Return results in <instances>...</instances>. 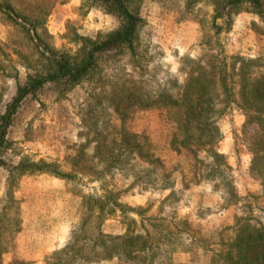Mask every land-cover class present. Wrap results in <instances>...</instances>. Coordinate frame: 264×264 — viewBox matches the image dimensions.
I'll return each mask as SVG.
<instances>
[{
  "label": "rangeland",
  "instance_id": "1",
  "mask_svg": "<svg viewBox=\"0 0 264 264\" xmlns=\"http://www.w3.org/2000/svg\"><path fill=\"white\" fill-rule=\"evenodd\" d=\"M0 2L36 24L33 29L13 13L0 12V115L17 87L44 70L42 56L48 57L49 50L75 54L82 47L80 37L95 39L119 25L98 0ZM129 9L143 21L135 56L123 50L100 61L90 80L70 90L47 84L27 96L12 117L0 155V264H48L71 245L84 248L82 255L91 258L96 226L106 235L130 232L155 239L157 233L174 234L180 221L186 224L184 249L171 255L172 263L209 264L233 238L238 218L264 221V191L250 171L247 139L252 129L244 130L245 116L235 104L216 122V151L229 170L212 177L215 165L206 153L195 156L172 147L180 126L168 110L129 102L115 110L112 103L113 90L122 85L176 94L197 64L205 68L209 58L226 63L234 57L264 59L263 18L243 6L215 19L212 0H134ZM128 134L161 161L171 176L169 188L136 185L122 192L131 176L106 171L102 156L107 158L109 150L116 156ZM97 144L103 148L99 156ZM41 162L70 177L19 170L22 164ZM134 164L148 167L139 159ZM110 190L121 194L115 203L106 202L99 224L79 233L81 220L87 218L84 198L107 201ZM71 252L64 264H125L117 259L86 262ZM263 258L262 248L250 255L254 262Z\"/></svg>",
  "mask_w": 264,
  "mask_h": 264
},
{
  "label": "trees",
  "instance_id": "2",
  "mask_svg": "<svg viewBox=\"0 0 264 264\" xmlns=\"http://www.w3.org/2000/svg\"><path fill=\"white\" fill-rule=\"evenodd\" d=\"M98 1L107 14L119 20L118 27L97 35L95 39L80 37L82 47L75 54H58L48 49L49 56H42L46 65L44 70L28 76L26 82L17 87L15 96L6 106L5 112L0 115V155L11 119L27 96L34 94L47 84L70 90L85 80H90L100 61L118 57L123 50L135 56L143 21L129 9V5L134 0ZM212 1L216 6L215 19L224 15L230 16L231 12L248 6L264 21V0ZM0 12L9 17H11L10 13H13L23 23L33 29L36 27L32 20L16 12L9 3L0 2ZM22 29L29 34L25 27ZM206 65L207 67L202 68L200 64H197L195 72L188 76L184 84L177 89L176 94L170 91L167 93L163 88L157 89L152 94L151 91H143L141 88L117 86L112 93L115 110H118L119 105L128 102L142 107L158 106L168 110L174 122L180 126L179 133L174 135L171 142L172 147L184 148L195 156L199 152L206 153L215 165L210 176L213 177L216 174L220 177L223 173L222 169L229 170V166L224 156L216 151V144L220 137L216 122L230 104H235L245 116L244 130L252 129L247 139L248 151L252 155L250 171L258 177L264 191V59L250 60L234 57L226 63L224 59L209 58ZM119 146L116 156L113 150H109L104 153L107 158L105 156L102 158L108 173L121 174L125 178L131 176L129 187L122 192H128L136 185L148 187L157 184L163 189L171 186V176L161 161L141 146L133 135H125ZM100 149L103 151V148L97 144L95 152L98 156L101 155ZM137 159L142 160L148 167L137 168L134 164ZM19 170L47 171L57 176L70 177L59 174L52 165L44 162L22 164ZM107 172L105 174L109 175ZM156 172L158 175L153 179ZM112 188L118 190L115 186ZM113 193L114 190H110L109 197H104L107 201L90 196L84 198L82 210L84 208L87 210V218L81 220L77 228L79 233L91 223L94 227L100 223L106 202L115 203L114 200L120 196L121 191ZM176 224L174 234L167 236L157 233L155 239L148 234L130 232L122 235H106L96 226L98 229L94 233L93 241L90 239V243L93 244L90 247L91 258L82 255L84 248H75L71 245L69 249H63L55 254L48 264H64L63 258L69 251H72L74 257L86 262L117 259L119 263L124 261L125 264H173L171 255L184 249L181 235L186 229L184 222L180 221ZM179 226H182L181 230ZM257 248H262L264 252V221L257 218H238L233 238L222 247L219 253H214L209 264H264V258L263 261L250 260L251 253Z\"/></svg>",
  "mask_w": 264,
  "mask_h": 264
},
{
  "label": "crops",
  "instance_id": "3",
  "mask_svg": "<svg viewBox=\"0 0 264 264\" xmlns=\"http://www.w3.org/2000/svg\"><path fill=\"white\" fill-rule=\"evenodd\" d=\"M183 257H184V256H183ZM174 263H176V264H178V263L185 264L186 261H185V260H179L178 262H174Z\"/></svg>",
  "mask_w": 264,
  "mask_h": 264
}]
</instances>
